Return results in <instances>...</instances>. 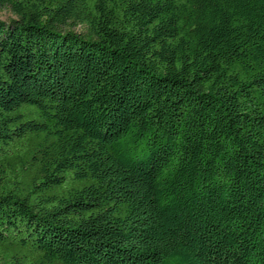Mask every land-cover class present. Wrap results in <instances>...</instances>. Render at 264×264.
Masks as SVG:
<instances>
[{
    "label": "trees",
    "instance_id": "16d2710c",
    "mask_svg": "<svg viewBox=\"0 0 264 264\" xmlns=\"http://www.w3.org/2000/svg\"><path fill=\"white\" fill-rule=\"evenodd\" d=\"M0 264H264V0H0Z\"/></svg>",
    "mask_w": 264,
    "mask_h": 264
},
{
    "label": "rangeland",
    "instance_id": "374dc122",
    "mask_svg": "<svg viewBox=\"0 0 264 264\" xmlns=\"http://www.w3.org/2000/svg\"><path fill=\"white\" fill-rule=\"evenodd\" d=\"M14 18H15V16L10 11H4L0 15V19L4 22H8L10 19H14Z\"/></svg>",
    "mask_w": 264,
    "mask_h": 264
}]
</instances>
